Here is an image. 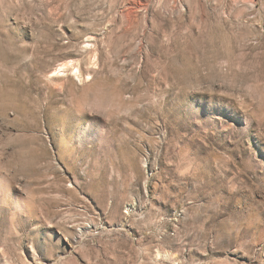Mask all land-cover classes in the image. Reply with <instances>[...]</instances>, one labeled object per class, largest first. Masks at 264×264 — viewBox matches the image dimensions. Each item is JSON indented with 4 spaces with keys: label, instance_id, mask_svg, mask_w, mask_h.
I'll return each instance as SVG.
<instances>
[{
    "label": "rangeland",
    "instance_id": "374dc122",
    "mask_svg": "<svg viewBox=\"0 0 264 264\" xmlns=\"http://www.w3.org/2000/svg\"><path fill=\"white\" fill-rule=\"evenodd\" d=\"M0 264H264V0H0Z\"/></svg>",
    "mask_w": 264,
    "mask_h": 264
}]
</instances>
